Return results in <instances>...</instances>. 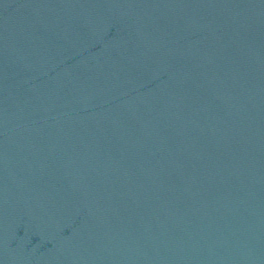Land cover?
Segmentation results:
<instances>
[{
	"label": "water",
	"instance_id": "1",
	"mask_svg": "<svg viewBox=\"0 0 264 264\" xmlns=\"http://www.w3.org/2000/svg\"><path fill=\"white\" fill-rule=\"evenodd\" d=\"M0 264H264V0H0Z\"/></svg>",
	"mask_w": 264,
	"mask_h": 264
}]
</instances>
